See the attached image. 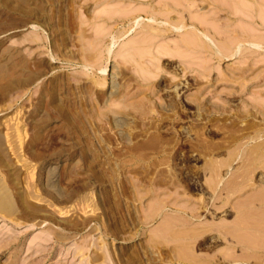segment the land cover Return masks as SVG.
<instances>
[{"label": "rangeland", "instance_id": "1", "mask_svg": "<svg viewBox=\"0 0 264 264\" xmlns=\"http://www.w3.org/2000/svg\"><path fill=\"white\" fill-rule=\"evenodd\" d=\"M256 145L264 0H0V264H264Z\"/></svg>", "mask_w": 264, "mask_h": 264}, {"label": "bare ground", "instance_id": "2", "mask_svg": "<svg viewBox=\"0 0 264 264\" xmlns=\"http://www.w3.org/2000/svg\"><path fill=\"white\" fill-rule=\"evenodd\" d=\"M159 1H160V0H159ZM174 2H175V1H174ZM178 2H179V1H178ZM247 2H248V1H247ZM257 2H258V1H257ZM155 3H156V2H155ZM158 3H159V2H158ZM167 3H168V2H167ZM175 3H177V1H176ZM180 3H181V2H180ZM249 3H250V2H249ZM254 3H255V2H254ZM173 4H174V3H173ZM182 4H183V3H182ZM128 5H129V4H128ZM175 5H178V4H175ZM255 6H256V5H255ZM255 6H254V7H255ZM108 7H109V6H108ZM138 8H139V7H138ZM171 8H172V7H171ZM175 8H176V7H175ZM182 8H183V7H182ZM186 8H187V7H186ZM199 8H200V7H199ZM183 9H184V8H183ZM169 10H170V9H169ZM175 10H176V9H175ZM109 12H111V10H109V11L107 12V14H108ZM135 12H136V11H135ZM168 12H169V11H168ZM208 12H209V11H208ZM133 13H134V12H133ZM104 14H105V13H104ZM107 14H106V15H107ZM124 14H125V13H124ZM156 14H157V13H156ZM236 14H237V13H236ZM238 14H239V13H238ZM126 15H129V13L126 14ZM191 16H192V15H191ZM194 17H195V16H194ZM165 18H166V17H165ZM200 18H201V17H200ZM154 19H155V18H154ZM192 19H193V18H192ZM195 19H196V17H195L193 20H195ZM196 20H197V19H196ZM134 21H135V20H134ZM164 22H165V21H164ZM196 22H197V21H196ZM167 23L169 24V22H167ZM183 23H184V22H183ZM133 24H134V23H133ZM180 24H182V23H180ZM180 24H179V25H180ZM201 24H202V23H201ZM136 25H138V23H136ZM169 25H170V24H169ZM171 25H172V24H171ZM171 25L169 26L171 29H172L173 27H175L174 25H173V27H172ZM202 25H203V24H202ZM208 25H209V24H208ZM182 26H184V25H182ZM99 27H100V26H99ZM110 27H111V26H110ZM162 27H163V26H162ZM194 27H195V26H194ZM100 28H101V27H100ZM179 28H181V27H179ZM183 28H184V27H183ZM107 29H108V28H107ZM173 29H174V28H173ZM181 29H182V28H181ZM191 29H192V28H191ZM196 29H198V28H196ZM196 29H195V30H196ZM215 29H216V28H215ZM93 30H94V29H93ZM95 30H96V29H95ZM97 30H98V29H97ZM175 30H177V29H175ZM196 32H197V31H196ZM256 32H257V31H256ZM198 33H199V34H202V33H200V32H198ZM122 34H123V33H122ZM185 34H186V33H185ZM204 34H205V33H204ZM95 35H96V34H95ZM101 35H102V34H101ZM176 35H177V34H176ZM205 35H206V34H205ZM99 36H100V35H99ZM116 36H117V35H116ZM119 36H120V35H119ZM149 36H150V35H149ZM207 36H208V35H207ZM150 37H151V36H150ZM152 37L154 38V36H152ZM184 37H185V36H184ZM186 37H187V35H186ZM203 37H204V36H203ZM142 38H143V36H142L140 39H142ZM190 38H191V37H189V39H190ZM116 39H117V37H116ZM149 39H150V38H149ZM117 40H118V39H117ZM130 40H131V39H130ZM147 40H148V37L146 38L145 42H146ZM113 41H114V40H113ZM153 41H154V40H153ZM168 41H169V40H168ZM176 41H177V40H176ZM178 41H179V40H178ZM183 41H184V40H183ZM191 41H193V40H191ZM191 41H190V42H191ZM232 41H233V40H232ZM130 42H131V41H130ZM145 42H144V44H145ZM150 42H152V40H151ZM169 42H171V40H170ZM173 42H175V41H173ZM184 42H185V41H184ZM188 42H189V41H188ZM194 42H195V41H194ZM194 42H193V43H194ZM229 42H230V41H229ZM237 42H238V41H237ZM243 42H244V41H243ZM257 42H258V41H257ZM113 43H114V42H113ZM141 43H142V42H141ZM146 43H148V41H147ZM176 43H179V42H175V44H176ZM262 43H263V42H262ZM139 44H140V43H139ZM191 44H192V43H191ZM111 45H112V44H111ZM136 45H138V44L136 43ZM171 45L173 46L172 43H171ZM233 45H234V44H233ZM252 45H253V44H252ZM255 45H256V44H255ZM158 46H159V45H158ZM169 46H170V45H169ZM175 46H177V45H175ZM179 46H180V45H179ZM97 47H98V46H97ZM123 47H124V46H123ZM160 47H161V46H160ZM196 47H197V46H196ZM219 47H220V46H219ZM231 47H232V46H231ZM235 47H236V46H235ZM237 47H238V46H237ZM237 47H236V48H237ZM95 48H96V47H95ZM103 48H104V47H103ZM166 48H167V46H166ZM174 48H175V47H174ZM224 48H225V47H224ZM149 49H150V47H149ZM183 49H184V48H183ZM111 50H112V49L109 50V53H110ZM119 50H121V49H119ZM119 50H117V52H118ZM130 50H131V49H130ZM161 50H162V49H161ZM137 51H139V49H138ZM143 51H144V50H143ZM145 51H146V50H145ZM150 51H151V50H150ZM150 51H149V52H150ZM184 51H185V50H184ZM227 51H228V50H227ZM233 51H234V49H233ZM101 52H102V51H101ZM149 52H148V53H149ZM173 52H174V50H173ZM177 52H178V53H181V52H179V51H176V53H177ZM102 53H103V52H102ZM123 53H125V52H123ZM139 53H140V52H139ZM142 53H143V52H142ZM168 53L171 54L170 51H168ZM168 53H166V54H168ZM182 53H183V52H182ZM231 53H232V52H231ZM239 53H240V52H239ZM146 54H147V53H146ZM173 54H174V53H173ZM173 54H172V55H173ZM198 54H199V53H198ZM220 54H221V53H220ZM220 54H219V55H220ZM102 55H103V54H102ZM122 55H123V54H122ZM124 55H125V56H124ZM124 55H123V56L126 57V56L128 55L127 52H126V54H124ZM130 55H131V54H130ZM130 55H128V57H132V56H130ZM182 55H184V54H182ZM223 55H224V54H223ZM230 55H231V54H230ZM232 55H233V54H232ZM106 56H107V55H106ZM118 56H119V55H117V56H115V57H118ZM173 56H175V55H173ZM221 56H222V55H221ZM97 57H98V56H97ZM120 57H121V54H120ZM164 57H166V55H164ZM177 57H178V56H177ZM222 57H223V56H222ZM126 58H127V57H126ZM156 58H158V57H156ZM168 58H170V57H168ZM153 59H154V57H153ZM94 60H95V59H94ZM97 60H98V58H97ZM97 60H96V61H97ZM106 60H107V59H106ZM88 62H89V61H88ZM93 62H94V61H91L92 64H93ZM85 65H86V64H85ZM87 67H89V66H87ZM136 67H137V66H136ZM198 67H199V66H198ZM90 68H91V67H90ZM103 68H104V67H103ZM132 68H134V67H132ZM94 69H95V68H94ZM135 69H136V68H135ZM135 69H134V70H135ZM99 70H100V69H98V71H99ZM132 70H133V69H132ZM134 70H133L132 72H134ZM100 71L103 72L104 69H101ZM141 71H142V70H140V72H141ZM143 71H145V70H143ZM157 71H158V70H157ZM159 71H160V69H159ZM104 72H106V70H105ZM104 72H103V73H104ZM136 72H137V71H136ZM136 72H134V73L136 74ZM160 72H161V71H160ZM163 72H164V71H163ZM143 73H144V72H143ZM104 75H105V73H104ZM136 75H137V74H136ZM141 75H142V73H141ZM148 75H149V74H148ZM148 75H147V76H148ZM152 76H153V75L150 74L149 77L151 78ZM220 76H221V75H220ZM144 77H146V73H144L143 78H144ZM96 78H97V77H96ZM98 79H99V78H98ZM145 79H146V78H145ZM152 79H153V78H152ZM102 85H103V84H102ZM104 86H105V85H104ZM112 105H113V104H112ZM113 106H114V105H113ZM111 107H112V106H111ZM251 137H253V136H251ZM255 137H256V136H254L253 138L255 139ZM258 137H260V135H259ZM254 139H253L252 141H254ZM249 140H250V139H249ZM257 140H258V139H257ZM256 143H257V142H256ZM256 143H255V144H256ZM262 145H263V144H261V145L258 144V146H260V147H261ZM238 146H239V145H238ZM253 146H254V145H253ZM258 146L256 145V148H257ZM242 148H243V147H242ZM242 148H241V149H242ZM253 148H254V147H253ZM241 149H240L239 152L236 153L237 157L240 156L241 151H242ZM243 149H244V148H243ZM258 149H259V148H257V149L255 150V148H254V150H253L254 153L256 152L257 154H259L258 152H260V151H257ZM263 149H264V148H263ZM249 150H250V149H249ZM260 150H261V149H260ZM250 151H251V152H249V151H248V152L251 153V156H249V157H251V158H249L248 156H246V157H248L249 159H248V158L244 159V161H245V160L248 161V160L251 159V160H250V164H249V161L247 162L248 164L246 163V165H248V166L251 165L252 163H254V161H256V157H257V156H256V157L254 158V156H255L256 153H255V154L253 153L254 155H252V148H251ZM261 151H262V154H263V155H262V154H261V155L259 154V156H261V157L263 158V157H264V150H261ZM247 154H248V153H247ZM252 156H253V157H252ZM252 158H253V159H252ZM237 159H238V158H237ZM237 159H236V160H237ZM242 159H243V158H242ZM258 159H259V158H257V160H258ZM259 160H260V159H259ZM259 160H258V161H259ZM220 161H221V160H220ZM244 161H243V163H244ZM258 161H257V162H258ZM229 162H230V161H229ZM229 162H228L227 164H229ZM241 163H242V162H241ZM208 164H209V163H208ZM216 164H218V163H214V162H213V163L211 164L210 169H211V171H212L213 173H212L211 171H210V172H211V175L213 174V176H212L213 179H216V181H217L218 177L220 176V174H219L220 172H219L218 167H219L220 165H221V167H225L226 165H225V166H222L223 164H219V165H216ZM244 164H245V163H244ZM209 166H210V164H209ZM260 167H261V166H260ZM219 168H220V167H219ZM252 168H253V167H252ZM247 169H248V168H247ZM254 169H255V168H254ZM254 171H255V170H254ZM210 172H209V173H210ZM244 172H245V171H244ZM252 172H253V171H252ZM239 173H241V172H238V173H235V172H234L233 174H232V173H231V174H232V175H237V174H239ZM242 174H243V171H242ZM242 174H241V176L243 177ZM249 174H250V173H249ZM246 175H247V174H246ZM252 175H253V174H252ZM208 176H209V175H208ZM216 176H217V177H216ZM237 176H238V175H237ZM238 177H239V176H238ZM238 177H236V178H238ZM242 177H241V179H242ZM234 178H235V177H234ZM210 179H211V178H210ZM230 179H231V178H230ZM244 179H245V178H244ZM211 180H212V179H211ZM237 180H238V179H235V181H237ZM216 181H215V182H216ZM221 181H222V180H220V182H221ZM220 182H219V183H220ZM233 182H234V181H233ZM233 182L231 183V185H233V188H234V186H235V187H238V186H236V185H238V184H237V183H233ZM239 182H240V181H239ZM239 182H238V183H239ZM221 183H222V182H221ZM223 183H224V182H223ZM211 184H212V183H211ZM0 185H1V184H0ZM215 185H216V184H215ZM231 185L229 184V187H230ZM239 185H240V184H239ZM226 186H227V184H226ZM226 186H225V188H226ZM213 187H214V186H213ZM227 187H228V186H227ZM229 187H228V188H229ZM245 187H246V185H245ZM239 188H241V187H239ZM4 189H5V188H4ZM226 189H227V188H226ZM234 189H236V188H234ZM212 190H213V189H212ZM232 190H233V189H232ZM232 190H231V191H232ZM214 191H215V190H214ZM228 191H229V189H228ZM256 195H257V194H256ZM261 195H262V194H261ZM261 195H260V196H261ZM8 196H9V195H8ZM252 196H254V195H252ZM262 196H263V195H262ZM254 198H255V197H254ZM254 198H253V199H254ZM258 198H259V196H258ZM262 198L264 199V197H262ZM259 199H260V198H259ZM8 200H10V199H8ZM250 200H251V199H250ZM260 200H261V199H260ZM247 201H248V200H247ZM247 201H246V202H247ZM253 201H254V200H253ZM226 202H227V201H226ZM235 202H236V201H235ZM241 203H242V202H241ZM150 204H151V203H150ZM234 204H235V203H234ZM242 204H243V203H242ZM12 205H13V204H12ZM152 205H153V204H152ZM247 205H248V204H247ZM252 205H253V203H252ZM258 205H259V204H258ZM256 206H257V205H256ZM236 207H237V205H236ZM0 208H1V205H0ZM12 208H13V207H12ZM151 209H152V208H151ZM259 209H260V208H259ZM149 210H150V209H149ZM250 210H251V209H249V211H250ZM253 210H254V209H253ZM256 210H258V209L256 208ZM150 211H151V210H150ZM247 211H248V210H247ZM247 211H245V212H247ZM249 211H248V212H249ZM251 211H252V210H251ZM251 211L249 212L250 214L244 212V214L241 215L240 219L237 220V221H239V222L236 221V222H237L236 224H240V227L245 228V229H243V231H244V230H247V231H246V235L243 234L244 236H242V235L240 236V237H241L240 240H244V242L247 241L249 247L251 246V248H253V249H255V248H256V249H259V248H263V249H264V239H261V237L264 236V230H261V228H259V227H260L259 225H262V224H263V225H262V226H263L262 228L264 229V216H263V217H262V216L259 217V215H258V217H257L256 213H255V215H256V216H255V215H254V212H252V214H251ZM261 211H262V210H261ZM263 211H264V210H263ZM263 211H262V212H263ZM7 212H8V211H7ZM239 212H240V211H239ZM242 213H243V212H242ZM257 214H260V213H257ZM261 214H262V213H261ZM261 214H260V215H261ZM263 214H264V212H263ZM158 216H159V214H158ZM236 216H238V215H236ZM236 219H237V218H236ZM160 222H161V221H160ZM220 222H221V221H220ZM167 223H168V222H167ZM221 223H222V222H221ZM164 224H165V223H164ZM215 224H216V223H215ZM224 224H226V223H224ZM230 224H231V222H230ZM230 224H229V225H230ZM234 224H235V222H234ZM212 225H214V224H212ZM212 225H211V226H212ZM165 226H166V227H165L164 230L161 229V230H159V231H157V232L153 231V232H155L154 235H156V237H157L156 239H159V240L164 239L163 241H165V240L167 239V237H169V236H170L169 238H173V237H175V236H173L174 234H172V232H173L172 229H171L172 226H171L170 224H166ZM196 226H197V225H196ZM200 226L203 227V225H200ZM233 226H236V225H233ZM258 226H259V227H258ZM161 227H162V226H161ZM202 227H201V228H202ZM208 227H209V226H208ZM218 227H219V226H218ZM221 227H223V225H221ZM225 227H226V226H225ZM201 228H200V229H201ZM226 228H227V227H226ZM230 228H231V227H230ZM258 228H259V229H258ZM197 229H198V228H197ZM204 229L206 230L207 228H204ZM209 229H210V227H209ZM209 229H208V230H209ZM213 229H214V227H213ZM222 229H223V228H222ZM222 229H221V230H222ZM227 229H229V228H227ZM233 229H235V227H234ZM215 230H216V229H215ZM236 230L238 231V228H237ZM251 230H252V231H251ZM188 231H189V229H187V232H188ZM203 231H204V230H203ZM216 231H218V230H216ZM225 231H226V230H225ZM239 231H240V229H239ZM249 231H251V232H249ZM260 231L263 233V235H261V233H260V234H259V237H260V238H258V237H256V236L258 235L257 233H259ZM179 232L181 233V231H179ZM187 232H186V233H187ZM190 232H192V231L190 230ZM190 232H189V233H190ZM241 232H242V231H240V233H241ZM192 233H193V232H192ZM202 233H203V232H202ZM204 233H205V232H204ZM225 233H227V232H225ZM225 233H224V234H225ZM237 233H238V232H237ZM250 233H251V234L256 233V234H257V235L255 236L256 238H253V239L251 238V240H249V241L246 240V239H244V238H247V237H246L247 235L250 236V237H254L255 234H254V235H251ZM175 234H176V233H175ZM193 234H194V236H197V235H195L196 232L193 233ZM199 234H200V230H199ZM238 234H239V233H238ZM171 235H172V236H171ZM178 235H179V234H178ZM189 235H191V234H189ZM228 235H230V234H228ZM235 235H236V234H235ZM239 235H240V234H239ZM179 236H180V235H179ZM181 236H182V235H181ZM184 236H185V235H184ZM191 236H193V235H191ZM194 236H193V237H194ZM234 237H236V236H234ZM195 239H196V238H195ZM235 239H236V238H235ZM153 240H154V239H153ZM171 240H172V239H171ZM176 240H177V239H176ZM182 240H183V239H182ZM191 240H192V239H191ZM240 240L236 242V245H237V243L241 242ZM153 242H154V241H153ZM170 242H171V241H170ZM170 242H169V243H170ZM173 242H175V241H173ZM173 242H172V243H173ZM178 242H179V241H178ZM180 242H181V241H180ZM233 242H234V241H233ZM244 242H241V243L243 244ZM155 243L159 244V243H161V241H158V242H155ZM169 243H168V244H169ZM165 244H167V241L165 242ZM170 244H171V243H170ZM187 245H188V244H187ZM187 245H186V246H187ZM245 245H246V244H245ZM170 246H171V245H170ZM186 246H185V247H186ZM191 246H192V245H191ZM246 246H247V245H246ZM246 246H245V248H246ZM185 247H183V249H184ZM188 247H190V246H188ZM174 248H175V250H176V247H174ZM189 249H190V248H189ZM191 249H192V248H191ZM241 249H242V248H241ZM247 249H248V248H246V250H247ZM248 250H249V249H248ZM260 250H261V249H260ZM169 251H170V252H173L174 249H173V248H172V249L170 248ZM181 251H182V250H181ZM181 251H180V254L177 253V255L180 256V257H178L177 259L182 258V260L184 259V261H187V260L189 261V259L192 258V255H193V254L190 256V253H191V252L189 253V252L186 251V250H183L182 252H181ZM244 251H245V250H244ZM249 251H250V250H249ZM76 252H77V251H76ZM223 252H225V250H224ZM223 252H222V253H223ZM237 253H238V252H237ZM79 254H80V253H79ZM231 255H232V253H231ZM254 255H255V253H254ZM257 255H258L257 257L260 256L259 254H257ZM75 256H76V255H75ZM251 256H253V255H251ZM194 257L196 258L195 255H194ZM225 257H226V256H225ZM229 257H230V256H229ZM86 258H87V257H86ZM195 258H194V259H195ZM251 258H252V257H251ZM254 258H255V256H254ZM100 259H101V258H100ZM239 259H240V258H239ZM245 259H246V258H245ZM245 259H244V260H245ZM248 259H249V258H248ZM248 259H247V260H248ZM262 260H263V258L261 259V261H262ZM263 261H264V260H263ZM108 262H109V261H108ZM102 263H104V260H103ZM102 263H101V264H102ZM259 263L261 264L262 262H260V260H259V262H258L257 264H259ZM104 264H105V263H104ZM182 264H183V263H182ZM262 264H263V263H262Z\"/></svg>", "mask_w": 264, "mask_h": 264}]
</instances>
